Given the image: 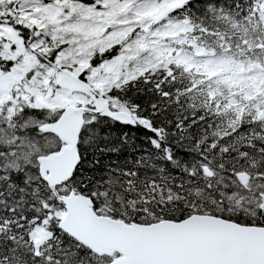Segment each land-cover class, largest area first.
<instances>
[{
    "label": "snow or ice",
    "instance_id": "6c2138e0",
    "mask_svg": "<svg viewBox=\"0 0 264 264\" xmlns=\"http://www.w3.org/2000/svg\"><path fill=\"white\" fill-rule=\"evenodd\" d=\"M0 264H264V0H0Z\"/></svg>",
    "mask_w": 264,
    "mask_h": 264
}]
</instances>
